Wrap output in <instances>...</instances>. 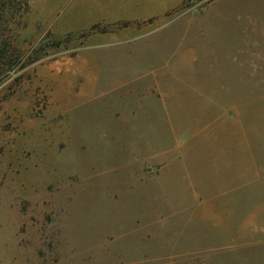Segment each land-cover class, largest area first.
<instances>
[{
    "label": "rangeland",
    "instance_id": "obj_1",
    "mask_svg": "<svg viewBox=\"0 0 264 264\" xmlns=\"http://www.w3.org/2000/svg\"><path fill=\"white\" fill-rule=\"evenodd\" d=\"M7 5L0 264H264V0Z\"/></svg>",
    "mask_w": 264,
    "mask_h": 264
},
{
    "label": "trees",
    "instance_id": "obj_2",
    "mask_svg": "<svg viewBox=\"0 0 264 264\" xmlns=\"http://www.w3.org/2000/svg\"><path fill=\"white\" fill-rule=\"evenodd\" d=\"M27 2H24L26 6ZM7 0H0V20H3L6 14ZM1 26V24H0ZM2 34H0V75L12 71L14 68L19 69L29 65L33 60L22 61L21 57L16 56L15 60H8L6 43L2 42ZM19 65V66H18Z\"/></svg>",
    "mask_w": 264,
    "mask_h": 264
}]
</instances>
